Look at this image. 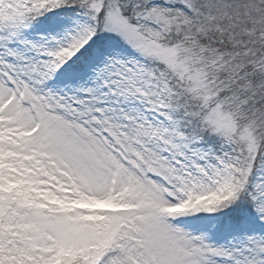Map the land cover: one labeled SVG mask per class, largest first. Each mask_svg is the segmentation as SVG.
Returning <instances> with one entry per match:
<instances>
[{"label": "snow or ice", "instance_id": "6c2138e0", "mask_svg": "<svg viewBox=\"0 0 264 264\" xmlns=\"http://www.w3.org/2000/svg\"><path fill=\"white\" fill-rule=\"evenodd\" d=\"M0 264H264V0H0Z\"/></svg>", "mask_w": 264, "mask_h": 264}]
</instances>
